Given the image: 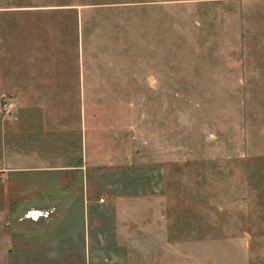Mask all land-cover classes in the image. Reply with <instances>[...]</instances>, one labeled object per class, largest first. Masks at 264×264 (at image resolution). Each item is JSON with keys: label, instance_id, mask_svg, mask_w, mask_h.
I'll return each instance as SVG.
<instances>
[{"label": "rangeland", "instance_id": "rangeland-1", "mask_svg": "<svg viewBox=\"0 0 264 264\" xmlns=\"http://www.w3.org/2000/svg\"><path fill=\"white\" fill-rule=\"evenodd\" d=\"M262 17L261 4L234 0H0V64L9 28L15 66L43 67L61 97L14 99L8 114L41 133L45 162L10 175L0 152V264L85 256L72 229L84 213L90 254L114 255L102 229L117 197L167 188L184 194L192 223L206 209L218 240H247L264 264Z\"/></svg>", "mask_w": 264, "mask_h": 264}, {"label": "crops", "instance_id": "crops-1", "mask_svg": "<svg viewBox=\"0 0 264 264\" xmlns=\"http://www.w3.org/2000/svg\"><path fill=\"white\" fill-rule=\"evenodd\" d=\"M224 1V0H218ZM250 4H261L264 22V0H234ZM14 33L9 31L7 39V66L0 64V104L4 97L16 99L21 105H42L56 103L54 88L56 82L47 83L44 74L47 70L40 68L15 66ZM54 69L51 72H56ZM29 72V74H28ZM33 73V74H32ZM37 73V74H34ZM56 80V79H55ZM29 85V86H28ZM78 86V84H76ZM54 92V93H53ZM22 113L26 111L21 106ZM39 110L30 106L28 110ZM26 117V114L23 115ZM37 137V138H36ZM41 133L36 134L30 127L18 126L14 116L0 112V152L6 156L7 173L15 172V163L22 167H38L44 164L38 149L42 139ZM43 141V140H42ZM22 144V150H20ZM22 152L23 154H16ZM104 164H107L104 162ZM9 175V176H10ZM170 189V190H169ZM103 199V200H102ZM100 201L105 202L102 198ZM184 194H175L172 188L151 192L122 194L115 201V223L103 226L104 231L114 234L115 249L110 256H93L90 247L93 244L90 233L89 219L80 227L72 229L83 233L87 254L83 257H67L57 260L62 264H252L247 240L220 239L218 227H208L206 209H198L196 222L192 223L190 207L184 202ZM89 211V208H86ZM45 217V216H44ZM39 219H32L38 221ZM201 218L203 221H201ZM1 228V227H0ZM95 230V229H94ZM208 231L210 234H208ZM218 247H226L224 253L218 255ZM234 249H240L236 252ZM125 252V254H124Z\"/></svg>", "mask_w": 264, "mask_h": 264}, {"label": "built area", "instance_id": "built-area-1", "mask_svg": "<svg viewBox=\"0 0 264 264\" xmlns=\"http://www.w3.org/2000/svg\"><path fill=\"white\" fill-rule=\"evenodd\" d=\"M2 110L5 114H13L14 110L16 109V101L11 97H4L2 102ZM103 200V199H102ZM49 215L48 211H42V210H30L27 213V218L32 219H39L40 217H44Z\"/></svg>", "mask_w": 264, "mask_h": 264}]
</instances>
